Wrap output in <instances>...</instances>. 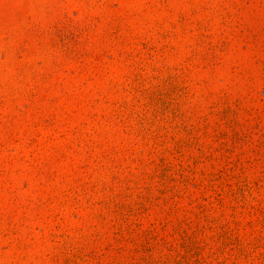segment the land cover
<instances>
[{
  "label": "rangeland",
  "instance_id": "obj_1",
  "mask_svg": "<svg viewBox=\"0 0 264 264\" xmlns=\"http://www.w3.org/2000/svg\"><path fill=\"white\" fill-rule=\"evenodd\" d=\"M0 264H264V0H0Z\"/></svg>",
  "mask_w": 264,
  "mask_h": 264
}]
</instances>
